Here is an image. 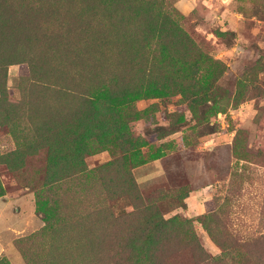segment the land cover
Segmentation results:
<instances>
[{"label":"rangeland","instance_id":"obj_1","mask_svg":"<svg viewBox=\"0 0 264 264\" xmlns=\"http://www.w3.org/2000/svg\"><path fill=\"white\" fill-rule=\"evenodd\" d=\"M147 1L0 0V264H264V0Z\"/></svg>","mask_w":264,"mask_h":264},{"label":"trees","instance_id":"obj_2","mask_svg":"<svg viewBox=\"0 0 264 264\" xmlns=\"http://www.w3.org/2000/svg\"><path fill=\"white\" fill-rule=\"evenodd\" d=\"M148 1H150L152 6L163 5L162 9H163L164 13L161 14V15H163L162 20H165L167 18V16H170L171 14L174 15L172 10L169 8V5H167L166 1H164V0H159V1L148 0ZM151 10L154 11V13L157 12L155 10V8H153ZM15 26H13L9 20L4 18V16L0 17V31H1L0 33L1 34L3 33V35H9V31L16 32V29L20 26H17V25H15ZM158 32L162 33L163 35H168V33L164 34V32L162 30H158ZM181 63H183V61H181ZM112 98H114V96ZM84 102L89 106V110H90V112L87 116L84 112V117L81 121L82 127H84L87 131L92 130V133L95 135L102 134L103 132H105L104 131L105 127H110V128H114V129L121 131L120 127H119V112H118L117 107H116V105L118 103V99L107 102V101L102 100L96 96H93V97L87 98L86 101H84ZM95 108H97V109H95ZM101 108H104L103 114H101L99 112V110ZM122 132H124V130H122ZM130 133L131 132L127 131L126 134H130ZM108 217H109L108 219L111 222H114V220L118 219V218L115 219L114 216L110 217V214ZM109 220L107 221V229L110 225ZM160 221L162 222V224L156 223V226L165 227V224L168 223V221H164L163 218L160 219ZM97 233H99V229H98ZM107 233L109 235V233H110L109 229L107 230ZM107 240H108V246H109V239L107 238ZM107 260H108V262H111V256Z\"/></svg>","mask_w":264,"mask_h":264}]
</instances>
